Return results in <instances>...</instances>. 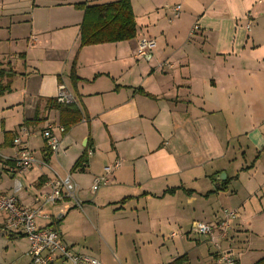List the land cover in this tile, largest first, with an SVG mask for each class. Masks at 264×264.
Here are the masks:
<instances>
[{"label":"crops","instance_id":"obj_1","mask_svg":"<svg viewBox=\"0 0 264 264\" xmlns=\"http://www.w3.org/2000/svg\"><path fill=\"white\" fill-rule=\"evenodd\" d=\"M112 1L0 0V69L16 74L10 92L0 96V169L6 176L0 173V193L33 208L44 183L69 175L79 211L72 205L57 225H38L50 224L73 253L101 264H149V245L158 253L151 264L182 256L184 264H217L222 252L236 264H255L264 257V184L243 195L229 185L255 166L264 148V0H130L132 39L80 47L83 10L75 6ZM194 24L198 30L190 36ZM140 39L156 47L136 58ZM60 85L83 115L65 133L58 112L46 104ZM47 125L60 147L44 163ZM20 146L37 164L14 172ZM245 146L257 153L248 163L237 162ZM84 150L83 169L72 172ZM114 162L120 168L94 189ZM16 182L20 189L13 193ZM130 203L141 217L133 232L119 218ZM223 209L235 214L225 239L216 238L215 245L191 231L194 222L216 229ZM58 210L45 207L51 219ZM4 225L0 213V239L6 238L1 258L31 264L27 239ZM166 239L176 241L167 247Z\"/></svg>","mask_w":264,"mask_h":264},{"label":"built area","instance_id":"obj_2","mask_svg":"<svg viewBox=\"0 0 264 264\" xmlns=\"http://www.w3.org/2000/svg\"><path fill=\"white\" fill-rule=\"evenodd\" d=\"M179 14V7L172 9V15L176 18ZM198 30V26L194 25L189 35L192 36ZM154 41L149 39H140L137 43L135 51L136 58H143L155 49ZM56 100L60 104L73 103L72 95L67 91L66 87L60 85ZM53 126L47 125L41 135L52 154L59 151L60 140L53 133ZM60 133L62 129L59 128ZM18 140H15V143ZM14 166L11 171H27L37 164L35 157L27 147L20 146V149L13 158ZM120 168V162H114L112 165L103 169L104 176L95 179L93 188L96 189L100 185H106L108 176L112 171ZM20 189V184L16 182L13 193ZM77 185L71 180L69 175L63 178H55L47 181L39 189L34 199L35 207H26L19 203L14 194L6 195L0 193V213L5 216V229L7 232L19 233L23 235L29 242V256L31 264H53L56 260H63L67 264H101L97 259L75 254L60 239L56 230L48 226H39V221L52 223L60 220L71 206L80 207L77 199ZM71 203V204H70ZM59 208L57 216L52 217L45 212V207ZM224 217L213 229L210 225L194 222L191 231L197 235L206 236L213 242L214 238L225 239L229 229L228 220L234 217L233 212L223 211ZM215 230H218L215 235ZM216 245V244H215ZM217 264H236V260L232 255L222 252L218 255Z\"/></svg>","mask_w":264,"mask_h":264},{"label":"trees","instance_id":"obj_3","mask_svg":"<svg viewBox=\"0 0 264 264\" xmlns=\"http://www.w3.org/2000/svg\"><path fill=\"white\" fill-rule=\"evenodd\" d=\"M75 7L83 10V20L80 25V47L126 41L132 39L135 36L136 27L134 23V16L131 10L130 0H115L104 4L91 6L76 5ZM15 75L16 74L11 70L0 69V96L10 92V80ZM3 80H5L4 83ZM71 82L72 84L77 82L76 77L73 75ZM139 93L143 94L141 90ZM143 95L150 97L146 94ZM46 104L49 110H55L58 112L59 124L63 128V133L68 132L72 126L76 125L83 119L82 113L74 104V102L65 105L58 103L54 98L47 100ZM4 135L13 141V136L11 134L4 133ZM45 149L46 154L44 156L43 162L47 163L52 153L48 147H45ZM5 163L8 164L9 161H5ZM85 163L86 151L84 150L83 154L72 166L71 171L73 172L77 169L82 170ZM170 193H172V191H170ZM124 201L125 199L122 200L120 204H122ZM59 221H54L52 223L57 225ZM52 223L51 225L53 226ZM51 225L49 224L48 227ZM185 259L186 258L182 256L175 259L170 264H184ZM255 264H264V257Z\"/></svg>","mask_w":264,"mask_h":264},{"label":"rangeland","instance_id":"obj_4","mask_svg":"<svg viewBox=\"0 0 264 264\" xmlns=\"http://www.w3.org/2000/svg\"><path fill=\"white\" fill-rule=\"evenodd\" d=\"M175 6L179 7V13H180V5H175ZM194 25H197V24H194ZM243 143H244V145H246V141H243ZM246 148H247L246 146H245V148H242V152H244V153L239 156V159H235L237 162H243V160L245 159L246 162L248 163L250 161V159H252L256 155L257 152L255 150H253L250 146L247 149V151H246ZM258 153H259V157H258L257 162L255 163V166L252 169L248 170V171L241 172L239 180H237V179L236 180H232L230 185H229V191L237 190V191H239L240 195H243L244 191H246V190L247 191L248 190H256L259 185L264 184V148H262V150L258 151ZM231 162L233 163L235 161L233 160ZM0 173H1V175L3 177H6L1 169H0ZM197 201H201V200H197ZM135 207H136V205H134L132 203L128 204L125 207V209L122 210V212H120L121 215L119 216V218H121V222L125 221L124 228L127 229L129 232L130 231L133 232L134 229L137 227V223L135 222V220L138 219V218L141 219L140 215L135 210ZM73 210H75V211L78 210L79 211V207L75 206V208L72 209L71 211H73ZM223 211H224V209H223ZM223 211H222V213H223ZM74 214H75V212L74 213L73 212L70 213L69 219L71 217H73ZM140 223L142 224V222H140ZM199 223H202V222H199ZM181 228L183 230H185L187 227L185 226V224H182ZM3 229H4V231H6L5 225H4ZM201 237H203V236H201ZM215 239H216V237L213 240L214 244L217 243V240L215 241ZM5 240H6V238H1L0 239V264H3V263L10 264L11 261H12L11 257L8 256V255L3 257V258H5V260H3V258H1V253L3 252V248H1V246H4V244H6ZM158 240L159 239H156V241H153L151 244L157 242ZM171 241L172 240H170V239H166L165 241H163V243L166 244L167 247H170L172 245V243L175 242L176 240H173V242H171ZM147 250H148L149 253H146V255H145V262L151 264V263H153L152 260L156 259V258H154V256L152 254H158V253L156 252V250H154L153 245L147 246ZM172 250H173V248H170V250H169L170 254H172ZM159 259L162 262H164L166 257L165 256H160Z\"/></svg>","mask_w":264,"mask_h":264}]
</instances>
